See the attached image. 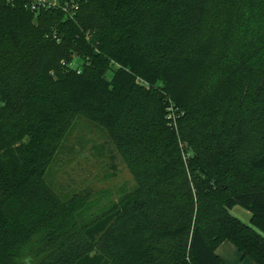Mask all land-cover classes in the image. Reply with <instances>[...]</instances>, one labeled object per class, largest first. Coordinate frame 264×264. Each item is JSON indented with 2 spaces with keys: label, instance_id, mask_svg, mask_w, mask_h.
<instances>
[{
  "label": "trees",
  "instance_id": "16d2710c",
  "mask_svg": "<svg viewBox=\"0 0 264 264\" xmlns=\"http://www.w3.org/2000/svg\"><path fill=\"white\" fill-rule=\"evenodd\" d=\"M80 117L137 185L81 225L46 181ZM227 241L264 264V0H0V264H223Z\"/></svg>",
  "mask_w": 264,
  "mask_h": 264
},
{
  "label": "rangeland",
  "instance_id": "374dc122",
  "mask_svg": "<svg viewBox=\"0 0 264 264\" xmlns=\"http://www.w3.org/2000/svg\"><path fill=\"white\" fill-rule=\"evenodd\" d=\"M75 64L79 66L82 62L76 60ZM108 78H112L111 72ZM46 181L65 202L84 201L83 210L76 215L80 225L113 210L137 188L107 133L84 117H80L68 133L46 173ZM231 214L250 224L251 213L243 207H234Z\"/></svg>",
  "mask_w": 264,
  "mask_h": 264
},
{
  "label": "crops",
  "instance_id": "0c3cea01",
  "mask_svg": "<svg viewBox=\"0 0 264 264\" xmlns=\"http://www.w3.org/2000/svg\"><path fill=\"white\" fill-rule=\"evenodd\" d=\"M251 219V218H250ZM223 264H255L250 258H244L231 242H224L217 251Z\"/></svg>",
  "mask_w": 264,
  "mask_h": 264
},
{
  "label": "built area",
  "instance_id": "2783aa9c",
  "mask_svg": "<svg viewBox=\"0 0 264 264\" xmlns=\"http://www.w3.org/2000/svg\"><path fill=\"white\" fill-rule=\"evenodd\" d=\"M29 3L30 9L33 12L38 11L41 8L56 7L58 5V0L56 2H50L49 0H26Z\"/></svg>",
  "mask_w": 264,
  "mask_h": 264
}]
</instances>
